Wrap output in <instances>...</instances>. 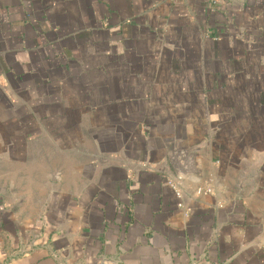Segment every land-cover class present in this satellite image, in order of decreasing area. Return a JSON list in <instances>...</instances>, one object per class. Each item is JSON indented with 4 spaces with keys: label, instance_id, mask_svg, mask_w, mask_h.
Here are the masks:
<instances>
[{
    "label": "crops",
    "instance_id": "0c3cea01",
    "mask_svg": "<svg viewBox=\"0 0 264 264\" xmlns=\"http://www.w3.org/2000/svg\"><path fill=\"white\" fill-rule=\"evenodd\" d=\"M0 264H264V0H0Z\"/></svg>",
    "mask_w": 264,
    "mask_h": 264
},
{
    "label": "built area",
    "instance_id": "2783aa9c",
    "mask_svg": "<svg viewBox=\"0 0 264 264\" xmlns=\"http://www.w3.org/2000/svg\"><path fill=\"white\" fill-rule=\"evenodd\" d=\"M210 188H198L197 190H196V193L197 194H207V193H210Z\"/></svg>",
    "mask_w": 264,
    "mask_h": 264
}]
</instances>
